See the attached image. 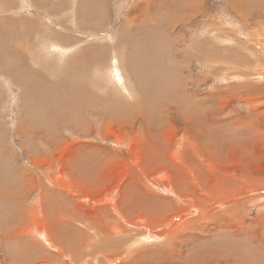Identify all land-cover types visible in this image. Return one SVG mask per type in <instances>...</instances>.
<instances>
[{"label": "rangeland", "instance_id": "rangeland-1", "mask_svg": "<svg viewBox=\"0 0 264 264\" xmlns=\"http://www.w3.org/2000/svg\"><path fill=\"white\" fill-rule=\"evenodd\" d=\"M187 1L0 0V264H43L44 260V264H71L80 254L75 250L71 256L69 250L59 259L62 262L47 261L42 254L44 260H36L39 245L34 240L36 237L38 242V236L30 231V225L29 229L26 226L32 222V214L48 215L46 202L39 205L40 183L45 182V189L56 196L58 204L54 206L52 201L50 206L59 214H65L59 210L63 204L67 208L62 209H68V214L95 212L101 217L107 214L106 210L116 214L109 210L115 207L113 204H103L106 193L100 201L98 195L89 193L90 189L97 191L96 188L73 181L75 177L71 173V176L57 175L63 168L62 171L69 173L71 166L65 156L79 157L88 148L97 147L96 156L104 162L103 166L99 162L101 167H97L99 183L105 184L104 189L115 185L120 195L121 184L134 178L133 170L140 164L165 167L171 164V172L180 180L185 169L192 175L194 166L188 160L200 150L197 134L205 126L201 119L206 112L210 122L227 124L224 128L229 130L233 127L230 123L236 120L251 122L253 128L260 130L264 142V0ZM183 2L190 7L197 2L198 10L180 20L188 8ZM113 70L123 79L121 85L114 80ZM183 95L198 102V106L191 111L192 107L179 101ZM161 127V131L156 129ZM149 131L161 134L155 138ZM55 140H59L57 146ZM176 150L177 154L182 153L181 158L176 156ZM155 153L158 155L153 156ZM197 155L203 162L198 169L204 173L199 180L206 188L218 185L215 177L226 169L229 174L225 175H231L230 183L235 191L234 183L241 181V172L257 186L264 185V159L253 167L233 152L231 157L227 154L228 160L223 157L208 168L202 156ZM162 156L167 162L162 161ZM244 166L247 169L241 171L240 167ZM59 188L65 193L59 194ZM209 195L202 197L209 199L198 202L196 207L210 206L208 201L217 195ZM257 199L249 204L244 219L263 228L264 192ZM211 210L216 212L220 207L213 206ZM101 218L104 224L110 222L105 215ZM87 224H84L86 229ZM259 230H254L257 236ZM28 231L34 237L28 236ZM89 231L90 235L84 231L88 239L85 238L82 246L88 256L80 255L78 264H114L115 260L117 264H125L119 250L131 247L133 242L116 237L110 229L105 236L98 233L99 237ZM187 237L176 242L175 250L181 252L180 256L185 255L182 248L190 249L192 245V250L200 246ZM116 240L120 242L118 247ZM216 242L221 244L225 238L215 235L213 244L220 246ZM231 244L228 247L233 252ZM249 245L255 247L246 249ZM249 245L243 246L246 253L257 251L258 256L263 255L262 262L252 261L247 253V259L241 263L232 261L234 264H264V250L261 252L255 243ZM41 246V251L57 253L45 244ZM168 252L169 248L166 255ZM102 253L106 254L104 258ZM96 258L100 260L94 262ZM155 260L153 254L149 261L146 259ZM216 260L214 257L210 263L230 262L217 257Z\"/></svg>", "mask_w": 264, "mask_h": 264}, {"label": "bare ground", "instance_id": "bare-ground-1", "mask_svg": "<svg viewBox=\"0 0 264 264\" xmlns=\"http://www.w3.org/2000/svg\"><path fill=\"white\" fill-rule=\"evenodd\" d=\"M183 1H185V0H183ZM188 1L190 2V1H194V0H188ZM187 2H183L188 8H187V10H184L182 12V14H181L182 18H180V20H185V18L186 19L189 18L191 11L195 13V11L198 10L197 9L198 4H196L197 2L195 4L192 3L193 5H191V7L188 5ZM185 12H187V13H185ZM244 12H247V11H244ZM248 12H249V10H248ZM161 17H163V16H161ZM176 18H178V17H176ZM47 45H46V47H47ZM153 46H155V45H153ZM156 53H157V51H156ZM111 74H113L114 80H116V82L118 81L119 85H121L124 82L123 79H121V76L119 75L117 70H113L111 72ZM26 101H28V100H26ZM179 101L183 105H188L189 107H192L191 111L193 110L194 106H196V107L198 106V102L196 103V101H194L192 98H189L185 95L181 96V99ZM178 104H179V102H178ZM29 110L30 109H28V111ZM124 110L125 109H123V111ZM208 112H211V111H208ZM206 113H205L204 117L201 119L202 123L205 126L204 127L202 126L200 128V133L197 134V136H198L197 145H198V147H200V150L202 152L200 150H198V151H196V153H195L196 155L194 157L190 156V158H192V159L191 160L189 159L188 161L194 166V169L192 166H190V168L195 170V172H192L193 174L189 175V173H191V171L187 172L186 169L183 170L184 172H182V173L185 174L183 177L185 182L182 181L183 179H181V180L177 179L176 174L171 172V170H170L171 167H169L171 164L168 165L167 167L160 166L158 164H148V165L143 164L142 166L140 164V166H138L137 168H134V170H133L132 174L134 175V178L129 179L124 184L123 183L121 184V188H122L121 189L122 196H121V194L119 195L117 193V190L114 189L115 185L114 186L109 185L108 187H106L107 189H104L105 184L100 185V183H99V170L97 167H99L100 165L103 166L102 164H104V162L103 163L100 162L99 157L96 156L99 152L96 149L97 147L95 149L94 148H88L81 155H79V157H77V156L74 157V156H69V155L65 156L64 158L66 159V157H67L68 163L71 166V167H69V173L68 172L65 173L64 171H62L64 169L63 168V169H61V172H58L57 175L62 173V175L68 174L69 176H71V174H72L75 177V180H73V181H82V183L87 184L88 186L92 187V189L96 188L97 191H94V189H93V191L90 192V190H91L90 189L89 193L94 194V195H98V199H100V201H101V199L103 201L102 196H103V194L106 193V195L104 197L106 199L104 200L103 204H105V205H106V203L113 204L115 207H109V210H111V211L113 210L112 212L116 213V214L114 215L110 212L108 213V211L106 210L107 214H102L101 217L102 216L104 217V215H105V217H107L108 220H110V222H105V224H104V222H102L103 219L101 217H99L98 214H94L95 212L93 213V215L87 214V213L86 214H75L76 213L75 211H74L75 213H73V214H68V211H69L68 209H67L68 211L63 210V209H66L67 207L62 203L63 202L62 200H61L62 202L59 201V203H62L63 206L61 208H59V207L58 208H59V210H61V212H64L65 214H63V215L59 214V211L57 209L54 210V209H52L53 206L52 207L50 206L52 201H54L53 202L54 206H56L58 204V203H56V200H55L56 196H54L53 195L54 193L52 194L51 191H48L49 189L48 190L45 189V184H44L45 182L40 183L42 187L38 188V189H41V194L39 197V205L42 202H44V203L46 202L45 205L47 207L45 206L46 207L45 209L47 210L48 215L39 217L38 214H32V215H34L32 217V220H31L32 222L30 224L28 223L26 226V228H28L30 225V227H29L30 231L34 232L38 236L37 237L38 242H39V240H41L38 243L36 240V237H35V240H34V238L32 239V240H34V243L37 245V247L39 245L38 249L36 248L37 249L36 260L37 261L44 260L41 256L45 255V257L48 258L47 261L50 260L51 262H59L60 261L59 259L61 257L63 258V256H65V253L68 252L69 250H72L69 252V254H71V253L73 254V252H75V250H78L80 254L76 255V257H75L76 259H74L71 262V264H78L80 261L77 263V260L80 258V255H81V257H84V258L88 256L87 253H84L85 251H83V247H82L85 238H87L86 236H84V231H86L87 234H89L88 230H90L92 232L94 231V234L96 233V235L99 233V234H102L105 236V233H107V231L109 229L112 231L113 234H115V233L117 234L116 237L123 238L124 240H126L125 242H127L129 240V241H131V243L133 242L135 245V247H134L133 244H131L132 246L129 244V246H131L133 248L128 246L129 248L123 247V249L119 250L120 254L125 258V264H207V263L211 264L210 261L214 257H215V260H216V257L223 259V260L227 259L226 261L230 260L229 264L232 261H234L235 263L236 262L241 263L240 261H244V259H247L246 256H247L248 252L246 253V249H249V248L251 249L253 246L255 247V245H252V247H250L249 243L250 244L255 243L259 247V250L261 252H263V250H264V241H263V239H264V227L258 228L257 224L254 226V224L248 222L246 219H244V217H246L245 215L249 213V211H248L249 204H251V203L253 204V202L255 200L257 201L258 200L257 197H259V195L262 192H264V185L259 184L260 186H257V184L254 181L250 180L243 172H241V171H244V169H247L244 166V167H240V170H241L240 172H241V177H242L241 181L239 180L240 181L239 182L238 179H236L238 182L234 183V188L236 189V191L233 190V188H232L233 185H232V183H230L231 175H225V174H229L228 169H226V171L222 175H216V177H215V175H213V177H215V179L216 178L218 179V185L215 184L214 187L206 188V187H204L203 183L199 180L200 175L203 176L204 173L198 169L203 164V162L201 161V159L200 160L198 159V155H197V154H200L202 156L204 162H206V167L208 166V168L211 165H214L217 161L221 162V158H223V157H225L227 159L228 155L229 156L232 155L233 152L235 153V155L242 157L243 160L247 163V165L248 164H251L252 166H253V164L258 165L260 162L259 160L264 159V142L262 141L263 136H261V137L259 136L260 130L256 129V127L253 128L251 122H247L244 120H241L240 122H237V120H236L234 122V124H232L233 123L232 121H231L232 123L229 122L236 129L237 133H235L236 131L234 132L235 129H233V127H232V129L230 128L233 131L224 128V125L226 126L227 124L223 125L221 123L215 124L216 122L215 123L210 122V120L208 119V115ZM154 119H156V118H154ZM238 120H240V119H238ZM190 123H193V122L190 121ZM157 125L163 127V124H157ZM188 126H189V124H188ZM162 127L156 128V129L157 130L159 129L161 131V130H163ZM227 127H228V125H227ZM149 132H150L149 134L151 136L152 135L155 136V138H156V136H160L159 134H161V133L154 132V131L153 132L149 131ZM109 133H110V131H109ZM188 137L189 136H187V138ZM248 138H250V140ZM251 138H255V139H253V141H252ZM150 140H152L151 137H150ZM150 140L148 142H150ZM58 142H59V140H57V141L55 140L54 143L56 144V146L58 145ZM116 142L117 143L120 142L118 138H117ZM192 143L195 144L196 142H192ZM159 144H161V143H158V145ZM152 145H154V144H152ZM142 146H144V145L142 144ZM166 146H168L167 143H166ZM72 148H73V146H72ZM181 148H182V145H181ZM138 149H139V147H138ZM73 150H74V148H73ZM141 150L142 149H139V151H141ZM147 151H149V150L146 149V152ZM184 151L185 150L183 149V152ZM163 152H164V149L162 150V153ZM189 152L191 153V150ZM229 152H230V154H229ZM175 153H176V156L180 155L179 156L180 158L183 156V155L181 156L182 153H180V152H178L180 154H177V150L175 151ZM175 153H173V154H175ZM185 154H186V151H185ZM71 155H74V153L73 154L71 153ZM152 155L153 154H151L150 156L153 157V156H156L158 154L155 153V155H153V156ZM144 156L146 157V155H144ZM169 156H171V155L169 154ZM176 156H174V157H176ZM174 157H173L172 162H174V160L176 159V158L174 159ZM163 158H164V156H162V161L167 162V161H165L166 159L163 160ZM237 159H239V158H237ZM171 160H172V158H171ZM222 160L224 162L225 159H222ZM227 160H225V162ZM240 160H241V158H240ZM88 162H89V165L86 164ZM139 162H144V161L140 160ZM189 162H188V164L190 165ZM159 163L162 165L161 161H159ZM175 163H177V161H175ZM175 163L172 164V168H173V165H175ZM182 163H183V161H182ZM228 163L229 162L227 161V164H225V165H228ZM188 164H186V165H188ZM177 165H179V164H177ZM180 166L183 167L184 163H183V165H180ZM168 167H169V170H168ZM181 167L178 166L177 171H179L180 170L179 168H181ZM248 169H250V168H248ZM120 170H121V168H120ZM174 170H175V168H174ZM207 170L208 169H206V171ZM102 171H104V170L102 169ZM220 171L223 172L222 169ZM130 172H132V171H130ZM221 172L219 173V171H218L219 174H221ZM252 172H253V170H252ZM242 174L245 176H243ZM207 175H209V174H207ZM207 175H205V176L207 177ZM69 176H68V178H69ZM40 184H38V185H40ZM25 188L26 187H24V189ZM28 188H30V187H28ZM34 188H36V185ZM222 188H224L223 192H222ZM231 188H232V190H231ZM59 189L60 190L57 191L59 194L62 195L63 193H65V192L61 191L62 190L61 188H59ZM203 190H207V192H203ZM85 192H86V190H85ZM26 194L28 195V193H26ZM209 194H211V196L217 195V197H215V196H214V198L211 197L210 201H208L210 206H203L202 207V205H201L202 208H200V206H198V208H197L196 204L198 202L201 203V201L203 202V200H204L203 198H205L204 196L209 197L210 196ZM119 196H121V197L119 198ZM249 196H250V199H248ZM67 198H70V197H67ZM89 198H90V195H89ZM208 199L209 198H207L206 200H208ZM113 200H115L116 203H114ZM206 200H204V201H206ZM246 204L248 206L245 209ZM263 204L264 203H262V205ZM254 205H255V203H254ZM213 206L220 207V210H218L216 212H214V211L212 212L211 208ZM101 208L99 210H101ZM261 208L262 207H260V209ZM106 209H108V207ZM35 211H38V210H35ZM256 211H258V210H256ZM39 213H40V211H39ZM259 213H260V211H259ZM109 214H111L113 217L109 216ZM208 214H210V215H208ZM42 215H44V213ZM226 217H228V218H226ZM178 219H181V220H178ZM108 220H106V221H108ZM207 221H209V222L211 221L212 224L207 222ZM85 223H88L87 224L88 229H86L84 227ZM81 225H83V226L81 227ZM255 228L260 229L258 231V236H260V237H258L257 233H255V231H254ZM80 229H81V232H80ZM30 231H28V233H26V234L28 236L30 235V237L31 236L34 237V235L29 233ZM73 233H74V235H73ZM94 234H91V235L93 236ZM99 234H98V237H99ZM181 234H183V236ZM215 235H218L220 237L225 238V242H222L221 244L216 242V244L218 243V244H220V246L219 245L215 246L213 244ZM184 236H188L189 239H191L193 243L195 242L196 244H199L200 246H196V247L194 246L195 248L193 247L194 249H192V250H190L192 248L191 247L192 245L191 246L189 245L190 249L182 248L181 250L185 251L184 252L185 255L180 256L181 252L179 250H175V248H176L175 245H176V242L178 243V241L180 239L184 238ZM188 237H187V239H188ZM92 238H94V237H92ZM189 239H188V241H191ZM66 240H67V242H66ZM105 241H107V239ZM65 243L67 244V247L64 246ZM74 243L76 244V247H75ZM111 243H113V242H111ZM117 243L119 244L120 242H117V240H116V242H115L116 246H117ZM184 243H186V242L184 241ZM193 243H191V244H193ZM211 243H212V245H210ZM41 244H45L46 246H49L50 247V248H48L49 250H55L57 253H52V252H49L47 250L41 251L42 250ZM95 244H97V243H95ZM99 244H102V243H99ZM123 244H122V246H123ZM230 244L232 245L231 247H233V252L230 251V249H232V248L228 247V246H230ZM245 244L249 245V247L246 246V249L243 247ZM63 246L66 247V249ZM120 246H121V244H120ZM183 247H185V244ZM227 247L229 250L226 249ZM167 248H169V252H168L169 255H166ZM109 249H111V248H109ZM6 251H7V249H6ZM34 252H35V250H34ZM40 254H42V255H40ZM72 254H71V256H72ZM104 254L101 255V256H103V258H104ZM152 254L155 255L156 260L151 261V262H147L146 259H148V261H149ZM248 254L251 256L250 259H252V261L253 260L261 261V259L263 260V258H262L263 255L258 256L257 255L258 252L255 250L253 251V254L251 252ZM109 259H111V258L109 257ZM99 260H98V258H96L94 260V262H96V261L98 262ZM45 261L46 260H44V262ZM40 262H43V261H40ZM44 262H43V264H44ZM60 262H62V260ZM116 262L117 261L115 260L114 264ZM61 264H67V263L62 262Z\"/></svg>", "mask_w": 264, "mask_h": 264}, {"label": "crops", "instance_id": "crops-1", "mask_svg": "<svg viewBox=\"0 0 264 264\" xmlns=\"http://www.w3.org/2000/svg\"><path fill=\"white\" fill-rule=\"evenodd\" d=\"M61 46V45H60ZM62 47V46H61ZM43 49H44V47H43ZM45 50H47V49H45ZM68 52V51H67ZM67 52L66 53H64V54H67Z\"/></svg>", "mask_w": 264, "mask_h": 264}]
</instances>
